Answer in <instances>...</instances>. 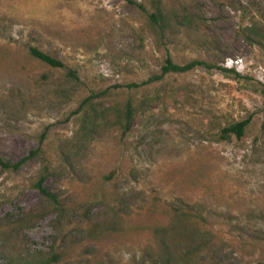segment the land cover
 <instances>
[{
	"label": "rangeland",
	"instance_id": "1",
	"mask_svg": "<svg viewBox=\"0 0 264 264\" xmlns=\"http://www.w3.org/2000/svg\"><path fill=\"white\" fill-rule=\"evenodd\" d=\"M133 1L143 9L0 0V157L38 152L18 172L0 169V264H164L203 230L200 264H264V48L240 36L264 27V0ZM155 1L191 23L179 18L187 24L160 38L149 21ZM168 53L236 74L200 68L144 86ZM131 99L139 109L124 136L115 119ZM249 118L243 139L221 140V128ZM42 174L66 215L32 217Z\"/></svg>",
	"mask_w": 264,
	"mask_h": 264
},
{
	"label": "trees",
	"instance_id": "2",
	"mask_svg": "<svg viewBox=\"0 0 264 264\" xmlns=\"http://www.w3.org/2000/svg\"><path fill=\"white\" fill-rule=\"evenodd\" d=\"M126 1L131 5L143 9L141 5H139L137 2L133 0H126ZM214 1L216 3H222L221 0H214ZM153 10L154 13L149 15V19H150L149 21L152 27L156 29L155 31L157 32L160 38H165L163 37V35H165V31H168L172 27L171 24H177L178 22L184 25L187 24L185 22H182L185 20L188 21L189 24L191 23L190 22L191 18L188 17V15L185 13V10L180 14H178L175 11L173 12L168 11L162 7V3L160 1L158 2L155 1V4L153 5ZM179 18H181L182 21H178ZM181 26L182 25H180V27ZM240 36L249 45L259 46L261 48H264V27L260 26L259 24L252 23L250 26L245 27L240 32ZM30 56L33 59L38 60L48 65L51 68L54 69L65 68L62 62L36 48L30 49ZM200 68H204L208 71L218 68L219 70L223 71L226 74L227 73L236 74L235 70L232 69L229 70L226 68L218 67L217 64H213L206 60H192L186 64H177L170 55V53H168L167 58L164 64L162 65L161 74L152 76L151 78H149V80L143 83V85L148 86L153 84H161L168 77L175 75H185ZM67 78L79 82V77L74 71L69 72L67 74ZM132 87L137 89L140 88L141 86L134 84ZM259 92L263 98V103H264V86L261 87ZM106 94L107 92H103L100 94H93L88 99H86L84 103H86V105L92 103L93 101L106 96ZM148 101L146 99L145 101H143L142 104H146V102L148 103ZM134 102H135L134 99L127 101L123 112L122 113L117 112L116 114V119H115L116 124L118 125L119 129L122 131L124 136L131 130L135 122L137 111L139 109L137 106L134 105ZM90 106H93V104H90L88 107ZM87 117H89V119L96 118L95 111L90 112V114H88ZM251 126H252V118L240 122H235L224 128H221L219 136L222 141H226V142L232 140V138L234 137L241 140L246 136V133L249 131ZM261 138L264 139V122L261 126ZM37 154H38L37 151H33L29 157H25L17 162L0 157V169L2 171L18 172L26 164L28 160H31V158ZM46 180H47V176L42 174L39 178V181L35 185V188L38 190L41 196V204L35 211L32 212V217L34 219H43L52 214L64 216L68 212V208L66 207V205L63 202H61L58 199L57 195L52 191H50V189L45 185ZM195 217L198 218L197 216ZM201 220L204 224L210 225L207 219L201 217ZM207 233H208L207 230H203L201 233H199L202 237L201 241L196 242L190 247L188 246V244L184 246L186 252L183 254V258L173 260L170 257L166 256L164 259V264H200V262L196 258H200L202 246L204 244H207V242L209 241L206 235Z\"/></svg>",
	"mask_w": 264,
	"mask_h": 264
}]
</instances>
